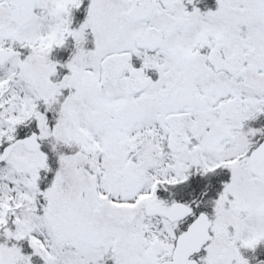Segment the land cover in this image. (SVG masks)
Returning a JSON list of instances; mask_svg holds the SVG:
<instances>
[{
  "label": "snow or ice",
  "instance_id": "6c2138e0",
  "mask_svg": "<svg viewBox=\"0 0 264 264\" xmlns=\"http://www.w3.org/2000/svg\"><path fill=\"white\" fill-rule=\"evenodd\" d=\"M0 264H264V0H0Z\"/></svg>",
  "mask_w": 264,
  "mask_h": 264
}]
</instances>
